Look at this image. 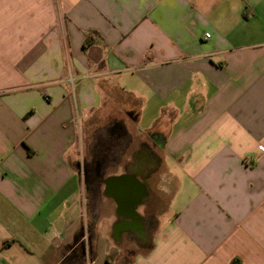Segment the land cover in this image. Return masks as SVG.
Returning <instances> with one entry per match:
<instances>
[{"label": "crops", "instance_id": "1", "mask_svg": "<svg viewBox=\"0 0 264 264\" xmlns=\"http://www.w3.org/2000/svg\"><path fill=\"white\" fill-rule=\"evenodd\" d=\"M260 146L264 0H0V264H264Z\"/></svg>", "mask_w": 264, "mask_h": 264}, {"label": "flooded vegetation", "instance_id": "2", "mask_svg": "<svg viewBox=\"0 0 264 264\" xmlns=\"http://www.w3.org/2000/svg\"><path fill=\"white\" fill-rule=\"evenodd\" d=\"M104 143H105L104 144L105 147H108V146H110V145L113 144V143L107 142V141L104 142ZM100 155H101V153H98L96 151L95 152V159H97L96 162H98L101 159L100 162L103 164L104 159L107 160V157L108 156H100ZM98 158H99V160H98ZM96 166L97 165H94V163L85 162L84 163V167H83L84 168V171H85V175L87 177L88 185H89V187H91L90 188L91 190H95V185L97 183V178L94 176L95 172L93 173V171L95 169H97ZM84 248H85V243L83 242V243H80V245L78 247L72 248L71 252H69V245H68L66 247L65 262L67 264H69V259H71V258H75V259L78 258L81 250H84Z\"/></svg>", "mask_w": 264, "mask_h": 264}, {"label": "rangeland", "instance_id": "3", "mask_svg": "<svg viewBox=\"0 0 264 264\" xmlns=\"http://www.w3.org/2000/svg\"><path fill=\"white\" fill-rule=\"evenodd\" d=\"M52 1H53V0H52ZM58 3H59V4H58ZM58 3H57V5H59V7H60V1H58ZM110 111H111V110H110ZM112 115H113V114H112ZM113 116H114V115H113ZM122 116L124 117V120H129L128 117H127L126 115H124L123 113H122ZM91 133H92V132H90V137H91ZM129 136H130V135H129ZM125 260H126V262H127V261H130L131 259L129 258V259H125ZM126 262L122 260V264H126Z\"/></svg>", "mask_w": 264, "mask_h": 264}, {"label": "trees", "instance_id": "4", "mask_svg": "<svg viewBox=\"0 0 264 264\" xmlns=\"http://www.w3.org/2000/svg\"><path fill=\"white\" fill-rule=\"evenodd\" d=\"M76 260H77L78 263H81V262H82V255H81V252H80L78 258H76Z\"/></svg>", "mask_w": 264, "mask_h": 264}, {"label": "built area", "instance_id": "5", "mask_svg": "<svg viewBox=\"0 0 264 264\" xmlns=\"http://www.w3.org/2000/svg\"><path fill=\"white\" fill-rule=\"evenodd\" d=\"M206 38H210V34L209 33H206ZM260 149L262 150V151H264V146H260Z\"/></svg>", "mask_w": 264, "mask_h": 264}, {"label": "water", "instance_id": "6", "mask_svg": "<svg viewBox=\"0 0 264 264\" xmlns=\"http://www.w3.org/2000/svg\"><path fill=\"white\" fill-rule=\"evenodd\" d=\"M84 254H85V248H84Z\"/></svg>", "mask_w": 264, "mask_h": 264}]
</instances>
